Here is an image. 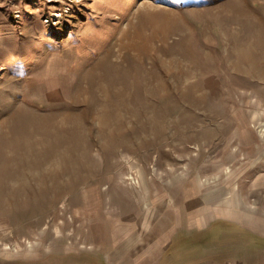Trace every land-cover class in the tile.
<instances>
[{
	"label": "rangeland",
	"instance_id": "1",
	"mask_svg": "<svg viewBox=\"0 0 264 264\" xmlns=\"http://www.w3.org/2000/svg\"><path fill=\"white\" fill-rule=\"evenodd\" d=\"M260 33L264 0H0V264L264 257Z\"/></svg>",
	"mask_w": 264,
	"mask_h": 264
},
{
	"label": "bare ground",
	"instance_id": "2",
	"mask_svg": "<svg viewBox=\"0 0 264 264\" xmlns=\"http://www.w3.org/2000/svg\"><path fill=\"white\" fill-rule=\"evenodd\" d=\"M260 19H261V18H260ZM255 23L257 24V21H255ZM124 35H125V34H124ZM132 35H133V34H132ZM259 35L264 37V34H263V33H260ZM122 36H123V35H122ZM122 36H121V37H122ZM128 36H129V35H128ZM128 36H127V37H128ZM129 37H130V36H129ZM124 38H125V37H124ZM121 39H122V38H121ZM122 40H123V39H122ZM131 40H132V39H131ZM131 40H130V41H131ZM128 41H129V40H128ZM258 42H260L259 45H260V44H264V40H260V41H258ZM127 43H128V42H127ZM127 43H126V44H127ZM126 44H125V45H126ZM116 45H117V44H116ZM118 45H119V44H118ZM118 45H117V46H118ZM245 45H246V44H245ZM240 46H241V45H240ZM246 46H247V45H246ZM249 47H250V46H249ZM117 48H118V47H117ZM243 49H244V48H243ZM248 49H249V48H248ZM255 49H257V47H256ZM259 50H260V49H259ZM117 51H118V50H117ZM117 51H116V52H117ZM119 52H120V51H119ZM123 52H124V51H123ZM241 52H242V51H241ZM245 52H246V51H245ZM251 52H252V51H251ZM107 53H108V52H107ZM111 53H112V51H111ZM118 54H119V53H118ZM121 54H122V53H121ZM109 55H110V53H108V57H109ZM111 55H113V54H111ZM253 55H254V52H253ZM134 56H135V54H134ZM246 56H247V55H246ZM246 56H245V57H246ZM104 57H105V56H104ZM110 57H111V56H110ZM249 57H250V56H249ZM254 57H255V56H254ZM258 57H259V56H258ZM115 58H116V57H115ZM122 58H123V57H122ZM137 58H138V57H136V59H137ZM106 59H107V58H106ZM106 59H105V62L107 61ZM238 59H239V58H238ZM100 60H101V59H100ZM103 60H104V59H103ZM111 60L113 61V59H111ZM119 60H120V57H119ZM138 60H139V59H138ZM249 60H251V59H249ZM124 61H125V59H124ZM101 62H102V61H101ZM257 62H258V60H257ZM260 62H261V61H260ZM114 63H115V61H114ZM97 64H98V61L96 62L95 65H97ZM102 64H103V62H102ZM106 64H107V63H106ZM116 64H117V63H116ZM112 65H113V64H112ZM244 65H245V64H244ZM258 65H259V64H258ZM258 65H257V66H258ZM93 66H94V65H93ZM93 66H91V67H93ZM107 66H108V65H107ZM119 66H120V65H119ZM126 66H127V65H126ZM255 66H256V65H255ZM255 66H253V67H255ZM259 66H260V68L262 67L261 65H259ZM113 67H115V66H113ZM113 67H112V68H113ZM130 67H131V66H130ZM103 68H104V67H103ZM105 68H107V67H105ZM125 68H127V67H125ZM246 68H247V67H246ZM262 68H263V67H262ZM131 69H132V67H131ZM141 69H142V68H141ZM107 70H108V69H107ZM112 70H114V69H112ZM116 70H118V69H116ZM127 70H128V69H127ZM142 70H143V69H142ZM128 71H129V70H128ZM133 71H134V70H133ZM138 71H139V70H138ZM87 72H88V71H87ZM89 72H90V71H89ZM117 72H119V71H117ZM140 73H141V71H140ZM145 73H146V72H145ZM145 73H144V74H145ZM151 73H152V72H151ZM153 73H154V72H153ZM120 74H121V73H119V75H120ZM123 74H124V73H123ZM130 74H131V73H130ZM137 74H138V73H137ZM137 74H135V76H137ZM146 74H147V73H146ZM148 74H150V73H148ZM84 75H85V74H84ZM95 75H96V74H95ZM116 75H117V73H116ZM124 75H125V74H124ZM132 75H133V74H132ZM85 76H86V75H85ZM96 76H98V75H96ZM103 76H104V74H103ZM106 76H107V75H106ZM121 76H122V75H121ZM145 76H146V75H145ZM149 76H150V75H149ZM149 76H147L148 79L150 78ZM259 76H260V75H259ZM98 77H99V76H98ZM124 77H125V76H124ZM154 77H155V76H154ZM102 78H103V77H102ZM110 78L112 79L113 77L111 76ZM110 78H109V80H110ZM137 78L139 79L138 76H137ZM151 78H152V77H151ZM259 78H260V77H259ZM122 79H124V78H122ZM125 79H126V77H125ZM129 79L131 80L130 77H129ZM84 80H85V79H84ZM100 80H101V79H100ZM112 80L114 81V79H112ZM112 80H110V81L112 82ZM139 80H140V79H139ZM92 81H93V80H92ZM95 81H96V80H95ZM98 81H99V80H98ZM120 81H121V80H120ZM126 81H127V80H126ZM137 81H138V80H137ZM82 82H83V81H82ZM85 82H86V81H85ZM90 82H91V81H90ZM93 82H94V81H93ZM102 82H103V81H102ZM114 82H115V81H114ZM148 82H149V81H148ZM156 82H157V81H156ZM83 83H84V82H83ZM115 83H119V82H115ZM115 83H114V84H115ZM124 83H125V80H124ZM136 83H137V82H136ZM136 83H135V84H136ZM95 84H96V83H94V85H95ZM100 84H101V83H100ZM103 84H104V82H103ZM109 84H110V83H109ZM120 84H121V83H120ZM141 84H142V83H141ZM150 84H151V83H150ZM156 84H157V83H156ZM91 85H92V84H91ZM97 85H98V84H97ZM105 85H106V84H105ZM105 85H102V86H105ZM111 85H112V84H111ZM111 85H110V86H111ZM128 85H129V84H128ZM137 85H138V83H137ZM144 85H145V84H144ZM153 85H155V84H153ZM65 86H66V84H65ZM92 86H93V85H92ZM98 86H99V85H98ZM112 86H113V85H112ZM135 86H136V85H135ZM138 86H139V85H138ZM145 86H146V85H145ZM148 86H149V85H148ZM157 86H158V85H157ZM157 86H156V87H157ZM86 87H87V86H86ZM86 87H85V88H86ZM88 87H89V86H88ZM99 87H100V86H99ZM106 87H107V86H106ZM119 87H120V86H119ZM122 87H123V86H122ZM139 87H140V86H139ZM142 87H143V86H142ZM149 87H151V86H149ZM125 88H127V86H126ZM130 88H131V86H130ZM134 88H135V87H134ZM190 88H191V87H190ZM87 89H88V88H87ZM89 89H91V87H90ZM112 89H113V87H112ZM112 89H111V90H112ZM119 89H120V88H119ZM141 89H143V88H141ZM141 89H140V90H141ZM153 89H154V88H153ZM192 89H193V87H192ZM105 90H106V89H105ZM128 90H129V89H128ZM131 90H132V89H131ZM137 90H138V88H137ZM148 90H150V89L148 88ZM148 90H146V92H147ZM98 91H99V89H98ZM121 91H122V90H121ZM133 91H134V90H133ZM141 91H142V90H141ZM154 91H155V90H154ZM162 91H164V90L161 89V92H162ZM190 91L192 92L193 90H190ZM79 92L82 93V91H79ZM104 92H105V91L103 90V93H104ZM107 92H108V91H107ZM130 92H131V91H130ZM137 92H138V91H137ZM148 92H150V91H148ZM148 92H147V93H148ZM157 92H159V91L157 90ZM157 92L155 91V93H157ZM191 92H190V93H191ZM194 92H196V91H194ZM103 93H102V94H103ZM109 93H110V92H109ZM120 93H121V92H120ZM120 93H119V95H120ZM150 93H151V92H150ZM150 93H148L149 96H150ZM165 93H166V91H165ZM82 94H83V93H82ZM82 94H81V95H82ZM84 94H85V93H84ZM100 94H101V93H99V95H100ZM102 94H101V95H102ZM106 94H107V93H106ZM110 94H111V93H110ZM116 94H117V93H116ZM121 94H122V93H121ZM137 94H139V93H137ZM161 94H163V92H162ZM166 94H167V93H166ZM166 94H165V95H166ZM186 94H187V93H186ZM191 94H192V93H191ZM78 95H79V93H78ZM86 95H87V94H86ZM119 95H118V96H119ZM141 95H142V93H141ZM152 95H153V94H152ZM159 95H160V94H157V96H159ZM165 95H164V96H165ZM84 96H85V95H84ZM89 96H90V94H89ZM109 96H110V95H109ZM109 96H108V97H109ZM143 96H144V95H143ZM161 96H162V95H161ZM161 96H160V97H161ZM97 97H98V96H97ZM120 97H121V95H120ZM123 97H124V96H123ZM130 97H133V93L131 94ZM147 97H148V96H147ZM177 97H178V96H177ZM182 97L184 98V96H182ZM190 97H191V96H190ZM197 97H198V96H197ZM76 98H78V97H76ZM89 98H90V97H89ZM106 98H107V97H106ZM109 98H110V97H109ZM195 98H196V96H195ZM79 99H80V98H79ZM84 99H85V98H84ZM94 99H95V97H94ZM94 99H93V101H94ZM102 99H103V98H102ZM104 99H105V98H104ZM123 99H124V98H123ZM175 99H176V98H175ZM114 100H115V99H114ZM117 100H119V99H117ZM121 100H122V99H121ZM146 100H147V99H146ZM177 100H178V99H177ZM77 101H78V100H77ZM84 101H85V100H84ZM86 101H87V100H86ZM89 101H90V99H89ZM112 101H113V100H112ZM129 101H131V100L129 99ZM129 101H128V102H129ZM170 101H171V99H170ZM184 101H185V100L183 99V102H184ZM186 101H187V100H186ZM100 102H103V101H100ZM100 102H99V103H100ZM113 102H114V101H113ZM121 102H122V101H121ZM150 102H153V101H150ZM111 103H112V102H111ZM111 103H110V104H111ZM118 103H119V102H118ZM136 103H137V101H136ZM185 103H186V102H185ZM188 103H189V102H188ZM110 104H109V105H110ZM114 104H115V103H114ZM114 104H113V107H116ZM116 104H117V103H116ZM119 104H120V103H119ZM126 104L130 105L129 103H126ZM131 104H132V103H131ZM149 104H150V103H149ZM106 105H107V104H106ZM133 105H134V104H133ZM139 105H141V104H139ZM142 105H144V104H142ZM142 105H141V106H142ZM145 105H146V103H145ZM107 106H108V105H107ZM110 106H111V105H110ZM120 106H121V105H120ZM120 106H119V108H120ZM124 106H125V105H124ZM147 106H148V105H147ZM150 106H151V105H150ZM101 107H102V106H101ZM103 107H104V106H103ZM134 107H135V106H134ZM143 107H144V106H143ZM153 107H154V106H153ZM121 108H122V107H121ZM130 108H131V105H130ZM130 108H129V109H130ZM72 109H73V108H72ZM72 109H71V110H72ZM107 109H108V108H107ZM107 109H106V111H107ZM132 109H133V108H132ZM132 109H131V110H132ZM134 109H135V108H134ZM134 109H133V110H134ZM146 109H147V107H146ZM164 109H165V108H164ZM102 110H103V108H102ZM123 110H125V109H122V111H123ZM133 110H132V111H133ZM135 110H136V109H135ZM137 110H138L139 112H141V111H140L141 109H140V110L137 109ZM137 110H136V111H137ZM155 110H156V109H155ZM158 110H159V109H158ZM103 111H105V110H103ZM111 111H112V107H111ZM114 111H116V109H115ZM127 111L129 112L130 110L127 109ZM127 111H126V113H127ZM156 111H157V110H156ZM159 111H161V110H159ZM97 112H100V109H99V111H97ZM101 112H102V111H101ZM101 112H100V113H101ZM112 112H113V111H112ZM133 112H134V111H133ZM154 112H155V111H154ZM162 112H163V111H162ZM162 112L160 113V115L162 114ZM64 113L67 114L68 112L65 111ZM69 113H70V112H69ZM120 113H121V112H120ZM165 113H166V112H165ZM26 114L29 115L28 113H26ZM55 114H56V113H55ZM62 114H63V113H62ZM97 114H98V113H97ZM103 114H104V113H103ZM109 114H110V112H109ZM121 114H122V113H121ZM129 114H130V112H129ZM131 114H132V113H131ZM140 114H141V113H140ZM140 114H139V116H140ZM27 115H26V116H27ZM34 115H36V114H34ZM60 115H61V114H60ZM63 115H64V114H63ZM117 115H118V114H117ZM135 115H136V114H135ZM18 116H19V115H18ZM23 116H24V115H23ZM29 116H30V115H29ZM48 116H49V114H48ZM61 116H62V115H61ZM69 116H70V115H69ZM71 116H72V113H71ZM74 116H75V115H74ZM102 116H103V115H102ZM102 116H101V117H102ZM105 116H106V115H105ZM110 116H111V115H110ZM113 116H114V115H113ZM113 116H112V117H113ZM115 116H116V115H115ZM118 116H119V115H118ZM125 116H126V115H125ZM128 116H130V115H128ZM128 116H127V117H128ZM143 116H144V115H143ZM19 117H20V116H19ZM38 117H39V116H38ZM46 117H47V116H46ZM52 117H53V116H52ZM54 117H56V116H54ZM54 117H53V118H54ZM62 117H64V116H62ZM65 117L67 118V116H65ZM65 117H64V119H65ZM76 117H77V116H76ZM164 117H165V116H164ZM25 118H29V117L27 116V117H25ZM30 118H31V117H30ZM40 118H42V117H40ZM43 118H44V117H43ZM58 118H59V117H58ZM94 118H98V117H94ZM99 118H100V117H99ZM109 118H111V117H109ZM109 118H106L107 120H106V119H105V120L108 122ZM115 118H116V117H115ZM144 118H146V117H144ZM167 118H168V117H167ZM37 119H38V118H37ZM54 119H55V118H54ZM59 119H60V118H59ZM59 119H58V120H59ZM61 119H62V118H61ZM70 119H72V118H70ZM118 119H119V118H118ZM128 119H129V117H128ZM130 119H131V118H130ZM165 119H166V118H165ZM165 119H164V120H165ZM170 119H171V118H170ZM19 120H21V121H22V120L25 121L26 119L24 120V118H23V119L21 118V119H19ZM34 120H35V119H34ZM38 120H40V119H38ZM44 120H45V118H44ZM44 120H43V121H44ZM65 120H66V119H65ZM76 120H77V119H76ZM95 120H96V119H95ZM98 120H99V119H98ZM98 120H97V121H98ZM140 120H141V119H140ZM153 120H154V118H153ZM157 120H158V119H157ZM9 121H11V120H9ZM14 121H15V120H14ZM14 121H13V122H14ZM21 121H20V122H21ZM40 121H41V120H40ZM48 121H49V120H48ZM54 121H55V120H54ZM61 121H62V120H61ZM71 121H72V120H71ZM73 121H74V120H73ZM77 121H78V120H77ZM97 121H95V122H97ZM116 121H117V120H116ZM123 121H124V120H123ZM132 121H133V119H132ZM135 121H136V120H135ZM144 121H145V120H144ZM146 121H147V120H146ZM162 121H163V120H162ZM167 121H168V120H167ZM25 122H26V121H25ZM51 122H52L51 124H53V121H51ZM69 122H70V121H69ZM74 122H75V121H74ZM74 122H73V123H74ZM119 122H120V121H119ZM147 122H148V121H147ZM147 122H146V123H147ZM154 122H155V121H154ZM156 122H157V121H156ZM156 122H155V124H156ZM164 122H165V121H164ZM164 122H163V123H164ZM10 123H11V122H10ZM22 123H23V122H22ZM31 123H32V120H31ZM44 123H45V122H44ZM57 123H58V122H57ZM60 123H61V122H60ZM63 123H64V121H63ZM124 123H125V121H124ZM128 123H129V121H128ZM144 123H145V122H144ZM159 123H160V121H159ZM170 123H171V122H170ZM8 124H9V123H8ZM26 124H27V123H26ZM32 124H33V123H32ZM32 124H30V126H31ZM58 124H59V123H58ZM68 124H69V123H68ZM76 124H77V122H76ZM76 124H75V125H76ZM80 124H81V123H80ZM112 124L114 125V123H112ZM118 124H119V123H118ZM5 125H7V123H6ZM9 125H10V124H9ZM39 125H40V124H39ZM39 125H38V126H39ZM48 125H50V124H48ZM60 125H61V124H60ZM98 125H99V121H98ZM106 125H107V124H106ZM113 125H112V126H113ZM139 125H140V124H139ZM141 125L143 126V124H141ZM141 125H140V126H141ZM157 125H158V124H157ZM169 125H170V124H169ZM14 126H15V125H14ZM33 126H34V125H33ZM33 126H32V127H33ZM45 126H46V124H45ZM58 126H59V125H58ZM73 126H74V125H73ZM101 126H102V125H101ZM104 126H105V125H104ZM109 126H110V123H109ZM112 126H110V127H112ZM118 126H119V125H118ZM3 127H4V126H3ZM26 127H27V126H26ZM35 127H36V126H35ZM39 127H40V126H39ZM120 127H121V126H120ZM156 127H157V126L155 125L154 129H155ZM11 128L13 129V127H11ZM27 128H29V126H28ZM36 128H37V127H36ZM40 128H41V127H40ZM45 128H46V127H45ZM58 128H59V127H58ZM58 128H57V129L55 128L56 131L58 130ZM68 128H69V127H68ZM105 128H106V127H105ZM14 129H16V128H14ZM24 129H25V128H24ZM114 129H115V127H114ZM117 129H118V128H117ZM119 129H120V128H119ZM136 129H137V128H136ZM136 129H135V130H136ZM3 130H5V129H3ZM3 130H1V131H3ZM25 130H26V129H25ZM25 130H24V131H25ZM31 130H32V129H30V133L32 132ZM60 130H61V129H60ZM63 130H64V129H63ZM71 130H72V129H70V131H71ZM86 130H87V129H86ZM103 130H105V129H103ZM107 130H108V129H107ZM137 130H138V129H137ZM139 130H140V128H139ZM139 130H138V131H139ZM145 130H146V128H145ZM160 130H161V129H160ZM160 130H159V131H160ZM11 131H12V130H10V132H11ZM61 131H62V130H61ZM68 131H69V130H68ZM100 131H101V130H100ZM115 131H116V130H115ZM123 131H124V130H123ZM3 132H4V131H3ZM3 132H2V134H4L6 131H5L4 133H3ZM7 132L9 133V131H7ZM12 132H13V131H12ZM16 132H17V131H16ZM104 132H106V130H105ZM49 133H50V131H49ZM51 133L53 134V131H52ZM51 133H50V134H51ZM71 133H72V132H71ZM99 133H103V132H99ZM122 133H123V132H122ZM163 133H164V132H163ZM64 134H65V133H64ZM83 134H84V133H83ZM130 134H131V133H130ZM138 134H139V133H138ZM138 134H137V135H138ZM55 135H56V134H55ZM115 135H116V134H115ZM131 135H132V134H131ZM3 136H5V135H3ZM10 136H11V135H10ZM22 136H23V135H22ZM48 136H49V135H48ZM132 136H133V135H132ZM135 136H136V135H135ZM138 136H139V135H138ZM1 137H2V136H1ZM12 137H13V136H12ZM18 137H19V136H18ZM18 137H16V139H18ZM56 137H57V136H56ZM5 138H6V137H5ZM38 138H43V137H38ZM65 138H67V137H65ZM102 138H103V137H102ZM115 138H116V137H115ZM6 139H7V138H6ZM8 139H9V138H8ZM45 139H46V138H45ZM123 139H124V138H123ZM127 139H128V137H127ZM162 139H163V138H162ZM162 139H161V140H162ZM2 140H3V138H2ZM9 140H10V139H9ZM48 140H49V138H48ZM77 140H78V139H77ZM18 141H19V140H18ZM121 141H122V140H121ZM127 141H128V140H127ZM127 141H126V142H127ZM3 142H4V141H3ZM6 142H8V140L5 141V144H6ZM43 142H45V141H43ZM50 142H51V141H50ZM67 142H68V141H67ZM86 142H87V141H86ZM86 142H85V144H86ZM104 142H105V141H104ZM106 142H107V141H106ZM27 143H28V142H27ZM41 143H42V142H41ZM78 143H79V142H78ZM118 143H119V142H118ZM124 143H125V142H124ZM42 144H43V143H42ZM38 145H39V144H38ZM44 145H45V144H44ZM50 145H51V144H50ZM50 145H49V146H50ZM77 145H78V144H77ZM79 145H80V144H79ZM119 145H121V144H119ZM123 145H124V144H123ZM60 146H61V145H60ZM62 146H63V145H62ZM4 147H5V146H4ZM78 147H79V146H78ZM123 147H124V146H123ZM33 148H34V147H33ZM33 148H32V149H33ZM47 148H48V147H47ZM87 148H88V147H87ZM1 149H2V148H1ZM4 149H5V148H4ZM65 149H66V148H65ZM84 149H85V148H84ZM121 149H122V148H121ZM134 149H135V148H134ZM139 149H140V148H139ZM8 150H9V148H8ZM36 150H37V149H36ZM39 150H40V149H39ZM47 150H48V149H47ZM50 150H51V149H50ZM102 150H103V149H101V151H102ZM105 150H107V149H105ZM123 150H124V148H123ZM129 150H131V149H129ZM32 151H33V150H32ZM37 151H38V150H37ZM89 151H90V150H89ZM8 152H9V151H7V153H8ZM12 152H13V151H12ZM15 152H16V151H15ZM15 152H14V153H15ZM26 152H27V150H26ZM26 152H25V153H26ZM30 152H31V151H30ZM62 152H63V151H62ZM69 152H70V151H69ZM9 153H10V152H9ZM21 153H22V152H21ZM27 153H28V152H27ZM27 153H26V154H27ZM56 153H57V152H56ZM32 154H33V153H32ZM39 154H40V153H39ZM89 154H90V153H89ZM10 155H12V153H11ZM35 155H36V154H35ZM54 155H55V154H54ZM107 155H109V154L107 153ZM28 156H29V155H28ZM47 156H49V155H47ZM58 156H59V155H58ZM0 157H1V156H0ZM2 157H3V156H2ZM10 157L12 158V156H10ZM13 157H14V156H13ZM16 157H17V156H15V158H16ZM18 157H19V156H18ZM18 157H17V159H18ZM30 157H31V156H30ZM90 157H91V156H90ZM105 157H106V156H105ZM3 158H4V157H3ZM6 158H7V157H6ZM8 159H10V158H8ZM42 159H43V158H42ZM15 160H16V159H15ZM33 160H35V159H33ZM48 160H49V159H48ZM54 160H55V159H54ZM59 160H60V159H59ZM87 160H88V159H87ZM13 161H14V160H13ZM50 161H51V160H50ZM15 162H16V161H15ZM20 162H21V161H20ZM23 162H24V161H23ZM23 162H22V163H23ZM40 162H41V161H40ZM55 162H56V161H55ZM67 163H68V162H67ZM14 164H15V163H14ZM16 164H17V162H16ZM20 164H21V163H20ZM40 164H41V163H40ZM12 165H13V164H12ZM17 165H18V164H17ZM35 165H36V164H35ZM8 166H9V165H8ZM23 166H24V165H23ZM49 166H50V165H49ZM6 167H7V166H6ZM27 167H28V166H27ZM29 167H30V166H29ZM89 167H90V165H89ZM1 168H2V167H1ZM1 168H0V169H1ZM47 168H48V167H47ZM50 168H51V167H50ZM77 168H78V167H77ZM77 168H76V169H77ZM3 169H4V168H3ZM3 169H2V170H3ZM24 169H25V168H24ZM37 169H38V168H37ZM83 169H84V168H83ZM6 170H8V169L6 168ZM84 170H85V169H84ZM28 171H29V170H28ZM45 171H46V170H45ZM86 171H87V170H86ZM32 172H33V171H32ZM43 172H44V171H43ZM46 172H47V171H46ZM56 172H57V171H56ZM67 173H68V172H67ZM88 173H89V172H88ZM5 174H6V172H5ZM11 174H12V172H11ZM28 174H29V173H28ZM36 174H37V173H36ZM46 174H47V173H46ZM59 174H61V173H58V175H59ZM80 174H81V173H80ZM0 175H1V174H0ZM43 175H44V174H43ZM73 175H74V174H73ZM85 175H86V174H85ZM53 176H54V175H53ZM1 177H2V176H1ZM58 177H59V176H58ZM71 177H72V175H71ZM3 178H4V177H3ZM63 178H64V177H63ZM67 178H68V176H67ZM6 179H7V178H6ZM20 179H21V178H20ZM20 179H19V180H20ZM46 179H47V177H46ZM3 181H4V180H3ZM6 181H7V180H6ZM20 181H22V180H20ZM40 181H41V180H40ZM68 181H69V180H68ZM27 182H28V181H27ZM0 183H1V182H0ZM4 185H5V184H4ZM39 185H40V184H39ZM62 185H63V184H62ZM2 186H3V185H2ZM59 186H60V185H59ZM44 189H45V188H44ZM37 190H38V189H37ZM61 190H62V188H61ZM26 191H27V190H26ZM4 192H5V191H4ZM50 192H51V191H50ZM53 193H55V191H54ZM45 195H46V193H45ZM45 195H44V196H45ZM51 195H52V194H51ZM49 196H50V194H49ZM0 200H1V199H0ZM132 201H133V200H132ZM37 203H38V202H37ZM134 203H135V202H134ZM126 204H127V203H126ZM128 205H129V204H128ZM34 206H35V205H34ZM124 206H125V204H124ZM131 206H132V205H131ZM37 207H38V206H37ZM125 207H126V206H125ZM125 207H124V208H125ZM38 208H39V207H38ZM38 208H37V209H38ZM26 209H27V208H26ZM26 209H25V210H26ZM23 210H24V209H23ZM21 211H22V210H21ZM11 213H12V212H11ZM11 215H12V214H11ZM11 215H10V216H11ZM24 229H25V228H24ZM21 230H22V229H21ZM18 231H19V230H18ZM16 233H17V230H16Z\"/></svg>",
	"mask_w": 264,
	"mask_h": 264
},
{
	"label": "crops",
	"instance_id": "3",
	"mask_svg": "<svg viewBox=\"0 0 264 264\" xmlns=\"http://www.w3.org/2000/svg\"><path fill=\"white\" fill-rule=\"evenodd\" d=\"M255 229H258L260 231H264V219H261V221L259 223H256L255 224ZM257 248H255L252 252H253V255H252V258L247 256L246 253L245 254H241L240 256L239 255H236L237 253H235V256L232 257V258H228V256H226L224 254V257L225 258H228V259H224L222 261V257L217 261V264H264V257L263 255H258L257 251L256 250ZM257 254V255H256ZM252 259H253V262H252Z\"/></svg>",
	"mask_w": 264,
	"mask_h": 264
}]
</instances>
